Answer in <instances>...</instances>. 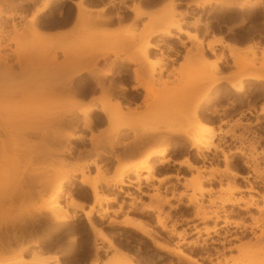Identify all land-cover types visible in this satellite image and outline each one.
<instances>
[{"label": "rangeland", "instance_id": "rangeland-1", "mask_svg": "<svg viewBox=\"0 0 264 264\" xmlns=\"http://www.w3.org/2000/svg\"><path fill=\"white\" fill-rule=\"evenodd\" d=\"M77 1L0 0V23L5 20L10 26L14 20L17 27L16 32L9 33L15 38V43L10 45L12 54H30L43 48L58 52L52 66L28 67L24 71L17 68L12 79L0 82V248L10 247L0 253V263L16 259L19 253L23 259L35 260L41 255L42 247L49 246L56 251L64 239L73 244L66 250V257L89 255L90 264H98L104 257L108 263L113 250L97 238L96 229L126 254L123 263L126 257L136 264H191L190 260L210 264L209 259L212 264L217 260L219 264L264 261V237L258 242L250 233L251 227L256 232L253 228L258 217L256 208L264 209L260 197H264V113L248 112L250 105L264 99V86L244 78V71L251 67L264 82V46L259 49L260 42L255 43V37L248 31L255 25V6H251V16L249 0H226L230 5L199 8L187 13L180 12V0L174 1L173 20L182 22V30L203 27V35H206L211 32L212 24L218 22L224 28L220 39L235 44L238 52L241 51L238 57L243 72L235 81L242 84V91H234L227 81H223L207 92L219 76V61H224V75L230 79L235 75L236 67L233 58L222 52L217 57L215 50L208 53L214 59L208 60L203 52V40L196 32L194 35L201 40V47L196 40L185 39V34L171 31L173 37L152 38L150 43L158 44L160 48L153 59L148 52V63L137 54L145 34L166 19L170 0H163L158 8L151 10L140 7L143 16L135 21L134 14L127 9L132 8H128L131 4L139 5L141 0H83L89 10L84 14L91 18L98 16L111 22L117 20L116 17L121 18L118 22L92 28L76 24L77 12L71 2ZM212 1L221 4L223 0ZM100 9L103 13L99 15L96 11ZM126 12L130 13L127 22L123 16ZM179 14L186 15L181 18ZM10 15H13L11 21L6 17ZM34 16L39 32L35 36L29 30V21ZM65 20L69 22L61 24ZM260 24L264 26V14ZM4 29V32L10 30L9 27ZM260 39L264 37L260 36ZM156 40L158 43H153ZM177 43L182 47L189 44V47L184 48L181 55L174 52L181 60L173 66L175 59L169 56L174 47H178ZM242 43L245 45L240 47ZM119 59L132 66L130 82L111 76L114 65L126 63ZM168 61L172 62L169 68ZM74 65L84 70L76 75ZM141 83L148 87L147 91L131 89L134 96L127 93L129 86L132 88ZM71 92L81 104V110L93 99L97 100L94 102L97 110L90 111L87 117L74 110L73 117L66 118L57 130L52 126L53 121L58 114L70 109ZM107 96L118 101L123 112L110 124L99 112V99L104 100ZM88 98L90 100L84 102ZM195 102H200L196 110L200 122L214 128L212 147L199 154L190 150L189 140L172 136L165 143L169 146L167 152L151 158L153 175L166 176L164 182L150 180L146 183L141 179L145 173H139V177L134 175L135 183L128 182L129 187L109 183L112 173L130 162L114 154L116 147L125 148L130 139L148 135L192 114ZM126 109H135L136 113L126 114ZM85 118L92 121L88 129ZM70 120L76 127L69 125ZM29 125L34 127L30 132L29 129L22 130ZM55 131L59 133L58 139L53 135ZM72 134L78 138L69 139ZM148 145L153 147L155 144ZM107 151L111 157L102 155ZM37 153H41L38 158L35 157ZM183 157L194 166L192 170L171 164L172 160ZM99 158L102 162L96 164ZM111 161L112 172L107 174L106 163ZM88 162L94 166L93 174ZM81 170L91 181L96 180L97 172L103 173L104 179L96 184L97 193L105 200L114 197L109 203L102 201L94 207L91 215L95 229L87 224L78 209L68 207L70 219L60 222H54L45 210L55 188L60 186L59 203L63 208L70 199H89L88 186L80 181L76 184V178H82ZM137 178L139 182H136ZM38 184L44 185L41 192L35 189L37 193H28V187L34 188ZM133 184L136 187L133 188ZM194 186L200 189L193 190ZM226 199L234 204L224 205ZM198 210L207 214L218 212L221 221L226 219L228 226L222 227L223 222L218 221L219 236L207 238L204 229L212 228L214 224L200 222L195 217ZM123 217L132 222L124 224ZM158 219L168 230L174 227L177 232H182L184 229L189 236L187 241H196L200 246L183 248L184 257L175 256L169 249H174L177 239H170L161 231ZM236 223L239 226L232 228ZM192 225L200 230L199 236L192 234ZM144 229L149 230L150 236L144 235ZM153 242L167 246L164 247L169 248L166 250L169 252L156 248Z\"/></svg>", "mask_w": 264, "mask_h": 264}, {"label": "bare ground", "instance_id": "bare-ground-1", "mask_svg": "<svg viewBox=\"0 0 264 264\" xmlns=\"http://www.w3.org/2000/svg\"><path fill=\"white\" fill-rule=\"evenodd\" d=\"M48 1V0H47ZM175 0H170L169 1V5H168V12L166 13V19L162 20V23L156 25L155 27L151 28L144 36V43L141 46L142 48H140L139 53L137 52V54H139L138 56H140V58L145 62H149V58H148V52L149 50H154L157 49L158 45H154L152 44V42L150 43V41H152V38L154 36H163L164 38H170L173 37V35L171 34V31H175L178 34H185L188 39H194L196 40V42L198 43V45H202L200 40L196 39L195 35H189L187 33H184L182 31L181 28V24L182 22H179L178 20H173V15L174 14V6H175ZM212 0H198L197 3H194V5H196L197 7L199 6V4L205 6L211 3ZM215 3H218L216 1H212ZM223 3V4H222ZM231 3V2H229ZM71 4L75 7L77 15H76V24L79 25L81 23V27L84 25V27H88V28H92L95 27L96 25H105V24H110L111 21L109 22L108 20H105L101 17L98 18H91L89 15H85L84 13L89 12V10H87L84 1L83 0H79L77 2H71ZM222 5L228 4V2L226 0L221 1ZM230 5V4H228ZM130 11L132 12V14H134V21L139 19L140 17H142V13L140 11L139 6L133 5L132 8L130 9ZM97 14H102L103 13V9L96 11ZM186 14H179V16L181 18H184ZM7 20H12L13 19V15L10 16H6ZM20 17V16H19ZM36 16H34L32 19H30L29 21V30L30 33L32 35H38L37 33V26H36ZM117 21H120L121 18L120 17H116ZM69 20V19H68ZM68 20L63 21L61 24H66L67 22H69ZM9 21V22H10ZM14 21V20H13ZM11 21L10 26L7 25V23L4 20V23H0V82L5 81V80H10L13 78V76L16 73V69L18 68L20 71H24L26 70L28 67L30 68H43V67H50V65L52 66L55 63V59H56V54L58 52H55L51 49H41V50H35L36 52L30 53V54H23V55H18L15 53H11V48L10 45L15 43V38L10 37V31L11 32H16V25L15 23ZM197 24V23H195ZM80 26V25H79ZM9 27L10 30H6L5 32L3 30H5L4 28ZM78 27V26H76ZM218 41L213 40L212 42L207 44V49L213 51V47L215 45H217ZM221 44V43H220ZM224 47L227 49L229 56L231 58H233L234 60V64L236 67V72L235 75L230 79V76H228L226 78L227 83L229 84L230 88H232L234 91L239 92L242 91V87L240 83H238L237 81H235L236 79L240 78L242 71V62L240 60V57H238L239 54H241V51L238 52V48L235 47L233 44H230L228 42H226L225 44H223ZM201 47V46H200ZM7 51H10V53H8ZM138 51V50H137ZM238 52V53H237ZM26 53V52H25ZM29 53V52H28ZM240 56V55H239ZM88 59V58H87ZM130 60V59H129ZM87 61V60H86ZM88 62V61H87ZM133 63V61H130ZM85 63V61L83 62ZM159 65V63H158ZM75 67V68H74ZM74 69L76 72V75L81 72V70L83 71V69H78V67H76V65H74ZM245 79H254V80H258L260 79V76L256 75L253 71L252 68L248 67L245 71ZM105 75H108L106 73H104ZM221 78H216L212 85H210V87L207 89V92L211 91L215 85L218 83V81ZM147 88L145 84H137V86H133L131 89L132 90H136V89H143L147 91ZM150 88V86H149ZM72 89V88H70ZM70 92V91H69ZM74 92V91H72ZM71 92V93H72ZM75 93V92H74ZM74 93L71 94V96H69V100H68V105L70 106V109L68 111H65L66 113H60L55 117V120L53 121V127L57 128V130L63 126L64 124V120L68 117H73L72 115L74 114V110L79 111V114L87 117V114L90 111L93 110H97L94 107V102L97 100H91V102L89 103L88 106L84 107V109L81 110L82 106L81 104L79 105L77 99L74 97ZM99 104H100V108H99V112L101 113L102 116H104V119H106V121L110 124V122L114 121V119L117 117V115H121L122 112V105L118 102V101H112L110 96H107L104 100L99 99ZM200 101V100H199ZM196 104H194L195 108L194 111L192 112V114H188L182 118H179V120L177 119V121H175V123L169 125V126H165V127H161L160 129H157L156 131L151 132L148 135H142V136H138L133 138L131 141H129L128 143H126L125 145V150H129V152H139V154L142 155V158H140V160L136 163L133 164H129V165H123L122 167H119V170L117 172H115L113 174V176L109 179V183H111L112 185H117L120 187H126V186H131L130 184L126 185L124 183V180L127 178V176L129 174H134L136 177H139L138 174L139 173H145L144 176L141 177V179L143 181H145L146 183L150 180H156L155 176L153 175V171L150 168V164H151V158L154 156H162L167 152V149L169 148V146H167L165 143H167L168 139L171 138L172 136H176V137H180V138H184L190 141V150H196V153H201L202 151H207L208 148L212 147V139H213V134H214V128L210 125H205L202 122H200L196 110H197V106L200 102H195ZM81 106V107H80ZM148 106V105H147ZM149 107V106H148ZM158 108V107H157ZM156 108V109H157ZM151 109V108H150ZM149 109V110H150ZM155 109V110H156ZM127 111H125V113H132L134 112V114L136 113L133 109L129 110L126 109ZM152 110V109H151ZM154 110V109H153ZM126 113V114H127ZM85 127L86 129L90 128V126L92 125V121L89 120L88 118H85ZM69 125L74 127V121L70 120L69 121ZM30 126V125H29ZM25 126L22 127V130L24 129H29V132L31 131V128L33 129V126ZM76 127V126H75ZM54 137L55 139H58L59 133L58 131L54 132ZM77 136H74L73 134L69 136V139L74 140L77 139ZM95 138V137H92ZM91 141V139H90ZM148 144H158L159 146L156 148H149L146 145ZM149 146V145H148ZM238 153V152H237ZM43 154V153H42ZM53 154H57V153H53ZM241 154V152L239 153ZM41 156V153H37L35 154V157L38 158ZM118 157V156H117ZM164 162V161H162ZM166 162V161H165ZM176 165L184 168L186 170H192L194 168V166L191 164V162L187 159L180 161V162H176ZM80 174L82 176V178L80 179L81 184H84L85 186L90 187L92 195H93V204L91 207H89V210L87 212L83 211V208L80 203H78L77 201H75L74 199H70L67 207L63 208V206L59 203L60 200V195H61V186L55 188V193L54 195L51 197L50 202L48 204V206L45 208V210H47L49 212V214L51 215V217L53 218L54 222H60V221H66L69 220L71 215L69 214L67 208H74V209H78L80 211H82L84 218L87 222V224L92 227L93 229H95V227L93 226L94 222L92 220V211L94 209L95 206L99 205L102 201H107L109 202L110 199L105 200L103 197L101 198L98 193H97V188H96V184L100 179H104L103 177V173L101 172H97V178L96 180L91 181V179H88L86 176L83 175V171H80ZM159 181V180H158ZM136 182H139V179L137 178ZM159 182H162V180H160ZM46 184V183H45ZM60 185V184H59ZM58 185V186H59ZM44 187V185H42V187L40 186V184H38L37 186H35L34 188L32 187H28L29 192L32 191L33 193H37L36 191L41 192L42 188ZM53 187V186H52ZM198 186H194L193 190L196 189V191L198 190ZM34 189V190H33ZM36 189V191H35ZM200 189V188H199ZM260 197L262 198V201L264 202V197H262V195H260ZM225 202V203H224ZM224 202V205H233L234 202H232L229 199H226ZM257 212H258V217L255 219L254 222V226L253 228L256 230L253 231L252 227L250 229V233H252V235L254 236L253 238H255V240L259 242V240L261 238L264 237V228H263V216H264V209L263 208H256ZM196 218H199L200 222H205V221H211L213 222L214 226L212 228H203L204 229V233L205 236L211 237L213 236H219L218 230L221 228H217V222L221 221L219 213L218 212H212L210 214L204 213V212H199V210L197 211V213L195 214ZM132 221L129 218L125 219L124 224H129ZM157 225L160 227L161 231L166 233L168 235V238L170 239H177V242L174 246V249L172 248H168L172 254L176 255H184L182 250L183 248H193V247H198L199 244H197L198 242L196 241H187V237L188 233L183 229L182 232H177L175 230L174 227H172L170 230H168L166 227L163 226L162 221H157ZM223 222V226H228V222L223 220L221 221ZM142 226V225H141ZM239 226V224H234L232 226V228H237ZM192 229V234L193 235H198L200 234V230L197 229L196 225H192L190 226ZM189 226L187 227V229L190 228ZM145 228V227H144ZM144 235L150 236L149 234V230H143ZM95 234L97 236L98 239H100L101 241L105 242L108 244V248L113 250V255H112V259L110 261H108V263L105 264H136L135 262H133L132 259H124L125 263L122 262V258H125L126 254H123L121 252V250H119L117 247L113 246L110 242L109 239H107V237L100 232L99 230L96 229ZM191 234V233H189ZM169 239V240H170ZM237 239V238H234ZM261 242V241H260ZM154 245L156 246V248L160 249L161 251H165L168 250L167 246H160L159 243H155L153 242ZM220 244L223 246L224 243L220 242ZM219 244V245H220ZM200 246V245H199ZM165 248V250H164ZM262 249H260L261 251ZM169 252V251H168ZM166 252V253H168ZM21 254H17V258L12 260V261H7L6 263H0V264H48L50 262V260H54L57 262L56 258H42V257H37L35 260H28V259H23L20 257ZM186 257V256H185ZM192 259V258H191ZM262 260V259H260ZM189 261V260H188ZM259 261V260H258ZM189 262H191V264H200V263H196V260H190ZM250 262V261H249ZM209 263L212 264L213 262L209 259ZM58 264V263H56ZM214 264H219V260H217ZM257 264H264V261H260L257 262Z\"/></svg>", "mask_w": 264, "mask_h": 264}, {"label": "crops", "instance_id": "crops-1", "mask_svg": "<svg viewBox=\"0 0 264 264\" xmlns=\"http://www.w3.org/2000/svg\"><path fill=\"white\" fill-rule=\"evenodd\" d=\"M162 1L163 0H141V3L138 2V4H139L138 6H139V8L141 7L143 10H151V9L158 8L161 5ZM176 2H178V1H176ZM197 2H198V0H180L179 3L181 5V10H182L180 12H187L188 13L189 11H193V10L199 9V8H216V7L222 6V4H220V3L211 2L210 4L205 5V6L199 4V6L197 7L196 5H194V3H197ZM249 4H250L249 5L250 6V8H249L250 16L253 13V11L251 10V6H253V5L255 6V12H254V14H255V16H254L255 25L254 26H250L248 28V31H249V35L250 36H254L255 37V39L253 40L255 43L260 42L259 45L257 46L260 49V47L264 46V39L263 40L260 39V36L264 37V26H262L260 24V20L262 18V15L264 14V0H249ZM133 5H136V4H133ZM133 5L131 4L128 8H130ZM127 11L130 12L129 9H127ZM123 16H124V18L126 17V19H125L126 22L130 19V13H128V12H126ZM132 19H133V16H132ZM250 19H251V17H250ZM113 21L118 22L117 20H113ZM144 23H142V25ZM182 31L184 33H187V34L189 33V35H192V36L194 35V32H196L197 36L202 38V40H203V45H202L203 52H204V54H205V56L207 57L208 60H213L214 59V56H209L208 55V53L212 54L211 50L207 49V44L212 42L213 40H216V41L221 43V44L218 43L217 45H215L213 47L212 50L213 51L215 50L214 51L215 55L216 54L218 55L220 52H222L224 55H226V54L229 55L228 51L226 52L227 49L223 45V44H225L228 41H225L224 39L223 40L220 39V37L223 36L224 28L222 26H220V24L218 22L215 23V24H212V27L210 29L211 32H209L206 35H203L204 34V28L203 27H200L199 30H193V29L189 30V29L183 28ZM185 39H187V36H185ZM197 40H200V39H197ZM181 41H183V40H181ZM153 43H158V40H156V42H153ZM177 44H178V47L177 46L174 47V51L172 53H170V56H169V57L175 59V63L173 64V66H176V64L181 60L180 56L179 57H175L174 52H179V55H181L184 52V48L189 47V44H185L183 47L180 46L179 43H177ZM154 45H158V44H154ZM244 45H245V43H242L239 46L242 47ZM235 47H237V46L235 45ZM159 48L160 47L158 45L157 49L149 50V53L152 54V58L151 59L154 58V55L157 53L156 50H159ZM256 51L258 52V49ZM219 55L217 57H219ZM119 61H125L126 63H122V65H119V66H115L114 65L112 67V69H113V73L111 74L112 78H117V79L121 78L124 81H128L129 80V82H130L131 77H132V73H131L132 66H130L129 65L130 63H128L126 60H120L119 59ZM171 65H172V62L168 61L167 62V68H169ZM217 66H218V75H219L218 77L221 78V79L218 81V83L215 85V87L218 86V84L220 82H223V81L226 82V78H227V75L226 76L224 75L225 72H226L225 66H224V61L223 60L219 61V63H217ZM126 68H127V70H126ZM248 80L259 82L262 86H264V82L262 80H260V79H258V80L248 79ZM128 88L129 89H127V93H131L132 96H134L135 93L131 90L130 86ZM263 98H264V91H263ZM89 100H90V98H88L84 102H88ZM259 111H263V113H264V99L255 101L252 105H250V108L248 109L249 113H258ZM213 112H214V110H213ZM130 140H132V139H130ZM156 147H158V144H155L153 147H149V148H156ZM115 149L113 150L114 154H117V156H119V157H124L125 161H130V162L125 163L123 165H129V164L136 163V162H138L140 160V158H142V155L139 154V152H129V150H125L123 147H116ZM102 155L111 157L110 156L111 154H110L109 151L105 152ZM112 158H113V156H112ZM183 160H185V157H183V159L182 158L174 159V160L171 161V164L175 165L177 168H181V167L176 165V162H180V161H183ZM99 162L100 163L102 162V160L100 158L96 161V164L99 163ZM91 163H92V161H91ZM86 164L89 165L90 162H88ZM89 167L92 170L91 174H93L94 166L92 164H90ZM106 168H107V174H110L112 172L113 162L111 161L109 163H106ZM113 173L109 177V179L113 176ZM128 176H129V178H128ZM128 176L124 180V183L126 185L129 184L128 183L129 181L135 183L134 174H129ZM165 177L166 176H161V177L160 176H155L156 180H154V181L158 182V180L159 181L162 180L164 182L165 181ZM77 181L78 182L80 181V176H79V179H78V177L76 178V184H78ZM141 183L143 184L145 182L142 181ZM126 187H129V186H126ZM134 187H136L135 184H133V188ZM86 188L89 191V199L88 200H84L83 198H78L77 200L75 199V201H77L78 203L83 205V211L84 212H87L89 210V207H91L92 204H93V198H92V202H91V195H92L91 190L88 187H86ZM117 190H119V187H117ZM113 198L114 197L112 196V197H108L107 199H111L112 200ZM111 202H113V201H111ZM106 203H109V202H106ZM137 206L139 207V205H137ZM80 214H82V216H84L82 211H80ZM119 218H121V216H119ZM125 219H126V217L124 218L123 223L125 222ZM74 244H76V242H74ZM7 245H9V244H7ZM72 245L73 244L67 242V240L64 239V241L61 242L58 245V248H57L56 251H54V249H52L49 246L42 247V250H41L42 253H41V255L40 254L37 255V257H42V258H54L55 257L57 262L53 260L52 264H56V263H58V264H90L89 255H87V257H82V258L81 257L80 258L66 257L65 252ZM9 248H10L9 246H5L4 248L3 247L0 248V253L8 250ZM105 263H107V259L105 260L104 257L100 258L99 261H98V264H105Z\"/></svg>", "mask_w": 264, "mask_h": 264}]
</instances>
